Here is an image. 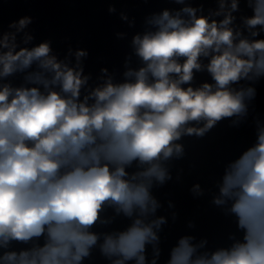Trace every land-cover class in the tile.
<instances>
[{
	"label": "clouds",
	"instance_id": "obj_1",
	"mask_svg": "<svg viewBox=\"0 0 264 264\" xmlns=\"http://www.w3.org/2000/svg\"><path fill=\"white\" fill-rule=\"evenodd\" d=\"M245 2L253 15L242 21L249 30L259 26L251 32L259 36L264 0ZM239 4L218 0L215 13L199 16L203 4L186 5L180 12L187 19L168 10L154 16L149 23L155 30L132 39L144 65L125 73L135 80H109L83 99L81 89L89 77L79 61L89 55L87 49H75L77 66L71 67L50 54L51 41L17 47L16 34L0 25V77L33 62L43 70L28 76L37 86H0V264H83L100 239L91 229L105 205L116 206L127 218L135 209L156 211L153 178L160 185L171 179L162 162L183 153L175 141L185 134L202 138L222 120L247 115L245 96L254 98L255 90L232 85L264 76V39L239 38L243 32L231 26ZM108 12L117 9L110 4ZM221 13L223 19H210ZM120 19L127 21V14ZM31 23L32 17L25 16L8 27L19 32ZM201 57L210 58L206 68L214 84L194 88ZM57 85L59 91L52 87ZM134 163L135 169L127 170ZM219 191L232 202L242 238L208 254L198 252L192 237L182 236L167 264H264V127L224 170ZM214 203L224 201L215 198ZM162 223L163 217L151 223L132 219L125 229L103 238L101 254L111 264H148L146 245L158 241L153 225ZM12 242L28 247L11 249ZM150 264H157V258Z\"/></svg>",
	"mask_w": 264,
	"mask_h": 264
}]
</instances>
